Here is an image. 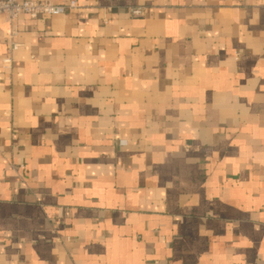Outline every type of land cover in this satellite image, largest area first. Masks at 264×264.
Instances as JSON below:
<instances>
[{
    "label": "crops",
    "instance_id": "obj_1",
    "mask_svg": "<svg viewBox=\"0 0 264 264\" xmlns=\"http://www.w3.org/2000/svg\"><path fill=\"white\" fill-rule=\"evenodd\" d=\"M75 1L0 16V264H264V0Z\"/></svg>",
    "mask_w": 264,
    "mask_h": 264
},
{
    "label": "built area",
    "instance_id": "obj_2",
    "mask_svg": "<svg viewBox=\"0 0 264 264\" xmlns=\"http://www.w3.org/2000/svg\"><path fill=\"white\" fill-rule=\"evenodd\" d=\"M77 1L71 0L66 4L55 5L49 2L39 0H0V16L5 18L10 29L7 32L9 39V52L15 51L18 44L12 40L16 37L17 32L14 29V24L21 16H27L30 19H35L39 16L57 17L67 13H72L78 9ZM130 15L137 17L141 15L140 8H130ZM11 58L6 56L2 59V67L7 70L11 67Z\"/></svg>",
    "mask_w": 264,
    "mask_h": 264
}]
</instances>
